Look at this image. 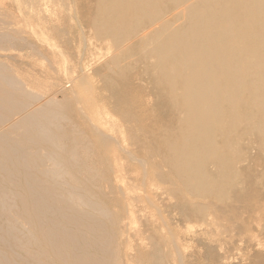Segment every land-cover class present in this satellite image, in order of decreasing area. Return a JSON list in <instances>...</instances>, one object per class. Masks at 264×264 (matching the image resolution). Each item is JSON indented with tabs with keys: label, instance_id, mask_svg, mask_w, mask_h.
<instances>
[{
	"label": "bare ground",
	"instance_id": "6f19581e",
	"mask_svg": "<svg viewBox=\"0 0 264 264\" xmlns=\"http://www.w3.org/2000/svg\"><path fill=\"white\" fill-rule=\"evenodd\" d=\"M16 2L0 58L52 68L0 61V264H264V0Z\"/></svg>",
	"mask_w": 264,
	"mask_h": 264
},
{
	"label": "rangeland",
	"instance_id": "374dc122",
	"mask_svg": "<svg viewBox=\"0 0 264 264\" xmlns=\"http://www.w3.org/2000/svg\"><path fill=\"white\" fill-rule=\"evenodd\" d=\"M20 1H23V0H20ZM76 1H77L76 2L77 6H78V7L75 6L77 13H76V10L74 8H72V9L68 8L67 9V8H64L61 6H58V7L57 6H51L50 7V13L52 16L54 14H59L60 17L63 16V17H67L70 19V20H68V23H66V25L69 27V31L75 32V33L79 32V29H77V28H78V22L79 21L81 22L80 12L82 11V9H84V5H85V2L87 0H76ZM0 4H1L0 6L2 7L0 10V18L11 19V17H13L14 19H17L20 26H22L25 23L23 21L24 13H22L19 10L16 0H0ZM75 15H76V17H75ZM43 24H45L47 27L52 26L51 21H47L46 23L42 22V25ZM34 26L39 27L37 21H36ZM85 32H86V34L84 36L85 41L83 40L81 42H78V44H80L81 46L77 45L74 52L82 51L83 53H85L86 58H87L86 61H89L91 59L92 60L95 59V61L93 62V63H95L99 59L98 61L104 62L107 59V55H108V47H106V43L105 42L100 43L97 40L96 36L91 31H89L88 29H86ZM48 35H51V34H48ZM52 42L57 43L61 47V49H63V50L65 49V44H64L63 40L57 38L54 41L52 40ZM36 44L38 45V47L40 46V42H36ZM41 48L42 47H40V49ZM42 51H44V53L46 55V57H45L46 59H40L38 57V55L33 56V54L29 50H26L23 52L13 51L11 53H4V55L6 57L0 58V61H4L8 65L17 69L22 76H25L26 78H31L34 81V83L36 84V88H37L34 91L38 92V89L39 90L44 89L46 82L47 83L50 82L49 73H51L50 70L52 68L51 67L52 66L51 65V59H52V55H51L52 53L51 52L52 51L46 45L43 46ZM7 56H10V58L8 57L9 58L8 59ZM11 57H13V59H11ZM45 73H46V75H45ZM147 93H149V90H146L145 94H147ZM144 100H147V96L144 97ZM151 103H152V101H151ZM258 164L259 163L256 162V163L252 164L250 166V168H254V167L258 166ZM170 222L174 223V226L177 225V222L174 220H171ZM132 226L137 227L138 224H134ZM177 236H180V239H176L177 243H180V244L184 245L185 247H188L189 249L194 248L192 250H194L196 254H199L198 249H200V248H197L196 243H194L193 239L190 236H186L183 234H180ZM137 238H138L137 236L132 237V240H131L132 245L137 244V242H138ZM262 241L264 242V237H262ZM262 244H264V243H262ZM134 250L135 249H131L130 253H133ZM188 253H190V252H188Z\"/></svg>",
	"mask_w": 264,
	"mask_h": 264
}]
</instances>
